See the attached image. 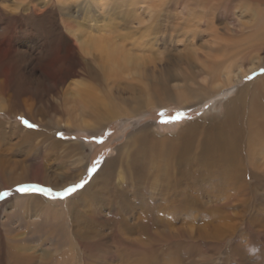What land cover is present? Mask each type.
Segmentation results:
<instances>
[{"label": "rangeland", "instance_id": "374dc122", "mask_svg": "<svg viewBox=\"0 0 264 264\" xmlns=\"http://www.w3.org/2000/svg\"><path fill=\"white\" fill-rule=\"evenodd\" d=\"M12 2L0 0L3 259L15 255L29 259L27 264H264V201L252 204L249 191L236 197L235 192L219 194L214 171L199 172L201 129L222 118L223 105L234 94L192 107L204 97L209 69L230 63L235 46L244 47L240 40L252 33V13L237 11L233 25L249 29L230 33L228 28L234 27L213 3L203 10L194 6L195 0H31L27 6L21 3L18 16L4 10ZM48 15L51 20L42 21ZM66 16L73 25L92 27L121 45L132 58L127 69L112 68L97 53H79L62 30ZM56 33L64 38H55ZM259 47L252 54L259 66L236 91L264 73V42ZM167 74L173 81L165 84L164 95L160 90ZM48 84L47 93L30 91ZM256 90L262 112L264 88ZM181 91L197 99L177 105ZM107 105L114 106L116 117ZM192 125L199 127L182 138ZM248 130L243 137V145L248 144L242 151L244 180L254 186L251 175L264 182V115ZM27 132L39 135L25 140ZM132 157L146 168L138 181L123 175ZM110 158H116L114 176L99 180L96 196L77 197ZM182 158L187 165L180 172ZM10 177L20 183L12 186L6 181ZM181 180L185 184L176 189ZM229 181L223 180V186ZM231 182L241 185V179ZM204 183L209 185L203 188ZM78 184L83 186L65 198L17 191L34 186L64 193ZM254 194L263 200V189ZM225 195L235 198L227 203ZM188 201L190 207L184 209ZM115 213L130 230L118 231ZM258 214L261 220L255 222Z\"/></svg>", "mask_w": 264, "mask_h": 264}, {"label": "bare ground", "instance_id": "6f19581e", "mask_svg": "<svg viewBox=\"0 0 264 264\" xmlns=\"http://www.w3.org/2000/svg\"><path fill=\"white\" fill-rule=\"evenodd\" d=\"M57 1L59 4H64L67 0H57ZM195 2L196 3L194 6L197 8H201L203 10L205 9L206 4L213 3V7L215 11L217 12V14L225 15V19L226 21H228V24L234 27V29H231V30L230 28H228L227 31H229L230 33H236L237 32L236 30L249 29V27L247 28L245 25H242V24H237V26L233 25V19L237 11L242 12L244 10H247L252 13V16H251L253 19L252 26H251L252 33L246 38L240 40L241 42L244 43V47H243L244 49L243 48L241 49L240 46L239 47L235 46L236 48H238V51L236 52L237 54L235 55V57L232 58V61L230 63H226L222 65L221 68H218V66L211 67L210 69L208 68L209 69V79H210L209 85L207 86L206 89L203 88L204 97L199 99L197 101L198 103L192 105V107L195 108L199 106L203 101L208 100V99H210V101L213 99L221 100L223 99L222 96L228 98L227 95L234 94L233 98L228 100L223 105V112L221 113L222 118L218 116L217 120H215L213 124L209 125L210 129L209 128L201 129L202 134H203V140L199 145L201 155L199 157L198 162H201L202 165L199 167V172L204 175L206 173L211 172V170L214 171L215 178L220 180L219 182L220 186L215 187L219 194L235 192L236 193L235 197H236L238 194H240L243 191H249L250 196H251L249 202H251L252 204H255V201L257 202L258 200V202L260 201L262 203L264 201V198H262L263 200H260L258 199L257 195L256 194L253 195V193H255V190H258V189L264 190V182L258 181L255 175H251L252 180H254L253 182H255L254 186H250L249 184L245 183L244 178H246L247 176V171L243 163L244 155L242 151L248 149V144H246L245 146L243 145V141H244L243 137L246 134V132H249L248 127L252 126L255 123L257 116L261 117L264 115V111L262 110L261 112L260 106L258 105L259 98L257 96V93L259 90H256L259 86L264 88V73H262L261 76L254 78L251 83H248L246 86H244L240 90L236 91L235 89L241 83L245 75L248 73L254 72L257 69V66H259L260 64V61L255 60L256 58H254L256 57V53L253 56L252 54L254 51H257L260 48L259 46H262L264 42V0H195ZM95 3H93V6L95 5ZM18 7H22V4L18 5ZM61 13L66 15V13L64 12H61ZM51 18L52 17L48 15L45 18H43L42 21H50ZM55 18L57 19V16L56 17L54 16L53 19ZM65 18L70 19V16H66L62 18L63 19L62 30L65 32V34H68L73 38V40L75 41V44L77 45L78 52L81 53L84 57L85 56L89 57L93 53H97L98 57L101 58L103 62L105 61L107 65L112 66V68H117L121 66L122 68L127 69V66L131 64L130 61L132 58L129 55H127L125 52H123L121 45H118L115 41L113 42L109 38H105L99 35L98 34L99 31H96L95 33L94 32L95 30L92 29V27H89V26L83 27L81 26V24L76 23V21H75V24L73 25L72 23L73 20L71 19L66 20ZM86 19H88V17H86ZM86 21L84 23H87ZM54 36H56L55 38H58L59 36H60V39L64 38L60 33H56ZM137 59L138 58L136 57L134 60L136 61ZM135 66H137V64H135ZM171 77L172 76L170 74H167L165 80L163 81L164 85L162 86V89L160 91L164 95H167V93L165 92L167 91L166 85L170 81H173V78ZM258 80L263 81L262 85L255 86ZM51 85L52 84H48L47 86L40 87L41 91L37 86H35L31 88L30 91H33L35 94L36 93L40 94V92L45 93L51 87ZM232 86H234V89H233L234 92L231 90H227L228 88ZM28 90L29 88H25L24 91L27 92ZM77 96L80 97V94H77ZM176 99H177L176 101L177 105L186 106L193 99H197V97L192 98L191 96L185 94L184 91H181L179 93H176ZM94 100H96V98H94ZM105 104L106 103H104V105ZM100 105L102 104L100 103ZM111 107H114V106L112 105L109 106L110 111H111L110 113L112 116L116 117L117 113L116 111H113L114 109ZM111 118H109L107 123H109ZM107 123L104 126H106ZM104 126H101V127H104ZM198 127H199L198 125H192V126H188L187 128H185L183 130L184 132L181 135L182 138L185 137V134H191L192 132H194ZM92 130L95 131V128H92ZM38 135L39 134L37 133L27 132L22 137L25 140H28V139H34V137H37ZM51 144L52 146H56L58 143L51 142L50 145ZM79 147H81V145H79ZM204 159H209L210 162L206 163ZM115 161H116V158H110L109 160H107L105 164L103 165V168L100 169V171L98 172V174L96 173L93 176L92 180L78 192L77 197H80L82 195L83 197L88 196V195L92 197L96 196V192L99 189V180L102 179L103 181H108L109 178H112L114 176L113 173L115 172V167H116ZM196 164L197 162L193 163L192 165V167L195 170H196ZM186 165H187V160L182 158L178 165L180 172H181V167L185 168ZM144 168H145L144 166H142L141 164L139 165L137 161L132 157V159H130L124 165L123 175L126 176V174H128L129 177L130 176L134 177V179L132 180L138 181L139 174L140 173L142 174V172H144ZM1 173L3 177L6 175L5 171H2ZM33 175L37 176L38 172H34ZM183 175H185L184 172H183ZM195 176L193 178H195ZM184 179L186 182V176ZM227 179L228 181L229 180L230 181L226 182L223 186L224 182L222 181L227 180ZM232 179H241V185L235 187L231 182ZM6 181H9L8 183L11 184L12 186L20 183V181L17 182V179H14L11 177ZM15 181L16 183H14ZM185 182L183 180L178 181L177 183L174 184V187L176 189H180L181 186L185 184ZM207 185H209V183H204L201 186L204 188ZM101 189L109 190V192L112 191V188L110 185H107V186L102 185ZM197 189H200V188H197ZM231 195H234V194H231ZM231 195L230 196L225 195V199L227 203H230V201L235 198V197L232 198ZM169 203H171V201ZM169 205L167 206V208H170ZM189 207H190V203L188 201V204L186 208L184 209H188ZM119 211H120V208H119ZM114 217H115L114 219L115 223L118 226V231L119 229H122V228H124L125 231L128 229L130 230V228L126 227V224L125 225L120 224V217L118 214L115 213ZM253 220L255 222H258L261 220V216H259V214L258 216H254ZM149 223H151V221H149ZM249 225L251 226L250 221H249ZM28 261L29 259L20 258L15 255L7 256L6 258L3 259L2 243L0 242V264H27Z\"/></svg>", "mask_w": 264, "mask_h": 264}, {"label": "snow or ice", "instance_id": "6c2138e0", "mask_svg": "<svg viewBox=\"0 0 264 264\" xmlns=\"http://www.w3.org/2000/svg\"><path fill=\"white\" fill-rule=\"evenodd\" d=\"M24 123L29 128L33 127V125L28 124L27 120H25ZM82 186H83L82 184H78V185H75L74 187H69L64 193H53L48 188H44V187L36 188L34 186L20 187L17 189V191L20 193H28V192L42 193L47 196L56 195L58 198H65L67 195L74 193L77 189L81 188Z\"/></svg>", "mask_w": 264, "mask_h": 264}, {"label": "clouds", "instance_id": "9594fccd", "mask_svg": "<svg viewBox=\"0 0 264 264\" xmlns=\"http://www.w3.org/2000/svg\"><path fill=\"white\" fill-rule=\"evenodd\" d=\"M21 3H23L24 6H27L28 3H31V0H13L11 5H5L3 7L10 15L18 16L23 10L21 7H18Z\"/></svg>", "mask_w": 264, "mask_h": 264}]
</instances>
